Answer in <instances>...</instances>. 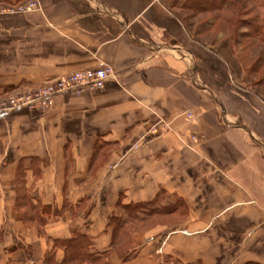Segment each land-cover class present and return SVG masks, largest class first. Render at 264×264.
Instances as JSON below:
<instances>
[{
	"label": "crops",
	"instance_id": "crops-1",
	"mask_svg": "<svg viewBox=\"0 0 264 264\" xmlns=\"http://www.w3.org/2000/svg\"><path fill=\"white\" fill-rule=\"evenodd\" d=\"M36 1L0 15V97L104 65L117 79L0 117V264H90L56 242L111 251L115 211L159 196L183 206L156 217L182 218L134 233L136 256L111 264H264V95L167 0Z\"/></svg>",
	"mask_w": 264,
	"mask_h": 264
},
{
	"label": "rangeland",
	"instance_id": "rangeland-1",
	"mask_svg": "<svg viewBox=\"0 0 264 264\" xmlns=\"http://www.w3.org/2000/svg\"><path fill=\"white\" fill-rule=\"evenodd\" d=\"M187 1L167 0L171 13L177 15L179 22L184 25L188 39L200 46L210 47L217 56L226 57L235 75L234 82L264 95V32L261 37H257L255 31L247 26L252 18L256 17L261 22L264 20V0H252L256 6L248 0H196L190 1L189 4ZM253 6L256 9H253ZM9 7L17 9L20 6ZM19 98L21 92L14 91L0 97V102L17 101ZM188 112H192L195 117L194 111L188 110L186 113ZM136 145L143 144H134ZM161 198L166 206L171 205L174 200L177 202L172 207L176 204L179 208L183 206L178 198ZM115 213L117 218H122L124 222L135 219V215H129L123 207ZM141 218H144L143 215H137V219ZM181 218L178 215L165 219L155 216L148 223L129 224L126 228L130 233H126V238L119 240L120 245L122 244L118 245L119 250L126 249V244L132 243L134 233L156 229L161 225H177ZM127 252L129 251L125 253Z\"/></svg>",
	"mask_w": 264,
	"mask_h": 264
},
{
	"label": "built area",
	"instance_id": "built-area-1",
	"mask_svg": "<svg viewBox=\"0 0 264 264\" xmlns=\"http://www.w3.org/2000/svg\"><path fill=\"white\" fill-rule=\"evenodd\" d=\"M39 9L38 2L33 0L17 9L10 7L0 8V15L21 14ZM111 79L116 80L117 76L113 68L107 65L93 70L69 74L63 78L49 81L34 91L21 94V98L17 99V101L0 102V117L23 110H49L55 106L56 99L59 96L68 93H82L85 90H103L106 83ZM185 115L189 120L194 117L192 112L185 113ZM163 129L166 131L169 127L164 126ZM154 131L156 133V130ZM139 148V145L134 146V149Z\"/></svg>",
	"mask_w": 264,
	"mask_h": 264
},
{
	"label": "trees",
	"instance_id": "trees-1",
	"mask_svg": "<svg viewBox=\"0 0 264 264\" xmlns=\"http://www.w3.org/2000/svg\"><path fill=\"white\" fill-rule=\"evenodd\" d=\"M190 1H196V0H188L187 4H189ZM198 1V0H197ZM216 2L218 0H215ZM222 1V0H219ZM227 1V0H225ZM249 3L254 4L252 0H248ZM255 5V4H254ZM256 6V5H255ZM253 6V9H256V7ZM185 7V5L183 6ZM209 7V6H208ZM204 9V8H203ZM249 25H247L249 27V29H252L253 31H255L256 36L257 37H261L262 33L264 32V20L261 22L260 19L258 20V18H252L251 22L247 23ZM24 166L21 163V168H19V171H21V175L22 172L24 171ZM177 201H172L171 205H167L163 202L162 198L159 196L157 197L154 201L152 202H141V203H136V204H130V205H124V209L125 211L129 214V215H135V219H137V215H143V217H149V216H156V215H162V214H170L173 213L175 211H177V209L179 208V206H177V204L175 205L176 208L172 207L174 205V203ZM162 203H164V205H161ZM48 208H43V211H46ZM172 209V210H171ZM136 213V214H135ZM117 214H114L109 222V227L112 229V233H113V242H112V247L113 250L108 251V252H104L101 254H96L94 252H91L90 247H91V243L88 239V237L86 236H80V237H75L71 240H65V241H60V242H56L57 245H61L63 247L66 248V250H68V255H69V259L70 260H76L79 263H84V262H88L90 264H111L110 262V255L113 253H115L117 255V257L124 263L127 261H130L131 259H133L136 255L135 251H132L131 249V242L129 243H125L126 244V249L123 248V250H119L120 248L119 246H122V244L120 245L119 240L121 238H126V233H130L127 230V226L129 224H127L126 222L123 221L122 218H117ZM27 217L29 218H33V216H29L27 214ZM130 239V238H129ZM129 251L127 253H125L126 251ZM111 252V253H110Z\"/></svg>",
	"mask_w": 264,
	"mask_h": 264
}]
</instances>
